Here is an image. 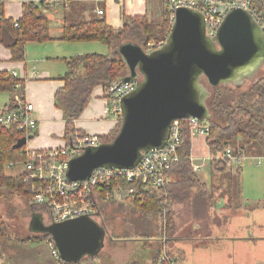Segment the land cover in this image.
<instances>
[{
	"label": "trees",
	"instance_id": "1",
	"mask_svg": "<svg viewBox=\"0 0 264 264\" xmlns=\"http://www.w3.org/2000/svg\"><path fill=\"white\" fill-rule=\"evenodd\" d=\"M46 1H24L22 16L18 19L19 26H15V20L5 18L2 13L4 4H0V43L11 50L14 61L25 60L26 45L29 42L43 43L53 39L50 33V18L47 15L51 6ZM249 1L255 18L259 17L257 20L264 21V0ZM76 4L78 5V2ZM171 14L169 0H165L161 20L156 23L150 20L148 14H124V23L120 28L110 26L105 17L70 16L65 18L62 33L57 39L69 42L100 41L110 48L107 54H79L65 60L67 70L62 77L64 85L55 93V105L63 112L67 143H70L73 135H85L83 131L76 128L75 122L88 106L94 89L101 86L107 95L112 84L119 82L128 73L127 66L118 51L119 46L125 41H132L144 48H147L149 42L164 44L172 26ZM255 79L248 86L230 84L211 88L208 104L212 118L206 121V124L210 127L208 145L215 151L212 160L214 170L228 169L227 160L219 156L225 154L229 148L236 155H247L249 149L253 148L259 158L264 157V76ZM0 92L11 94L10 101L3 107L13 108L15 95H24L25 81L7 70H0ZM120 121L118 120L111 134L101 135L104 142L116 136ZM22 137H24L23 133L17 131L15 127L0 126V188L13 190L24 194V197H29L30 190L23 180V174L14 177L7 175L4 171L6 164L25 162L24 150L27 144L21 148H15ZM179 154L181 160L169 171L167 184L162 188L151 189L141 200H135L132 206L142 211V216L138 217L135 227L138 230L133 235H142L141 238L149 236L154 227L148 219L149 215L159 214L163 223L160 235H162L161 241L164 240L151 264H168L160 260L161 250L174 239L176 229L181 226L180 219L182 224L190 221L185 217L180 218L179 223L177 219L175 220L173 210L175 205H181L184 211H187L188 217L198 220L205 218L207 220L208 213L214 205L215 186H208L192 166L188 120L183 122ZM241 172L240 166L237 170L239 178ZM116 205L120 208L125 207L122 203ZM36 211L40 212L41 207ZM106 231L109 235L108 229ZM36 234L42 237H38L35 242H43L46 238L52 239L51 234L48 233ZM9 236L8 227L0 223V240L8 239ZM120 237L118 239H122V236ZM103 253L102 251L95 256L85 257L78 262L63 260L60 262L61 264H109L112 261L111 255L104 257ZM172 259L177 263V259L173 257Z\"/></svg>",
	"mask_w": 264,
	"mask_h": 264
},
{
	"label": "water",
	"instance_id": "2",
	"mask_svg": "<svg viewBox=\"0 0 264 264\" xmlns=\"http://www.w3.org/2000/svg\"><path fill=\"white\" fill-rule=\"evenodd\" d=\"M118 51L128 70L121 82L136 80V88L121 99L116 136L85 147L69 160L67 176L71 180H84L98 167L133 168L144 153L165 146L177 119L209 121L212 87L243 86L256 80L264 68V29L250 10L232 7L212 38L206 33L205 16L182 6L176 9L170 34L161 47L149 53L143 46L125 41ZM32 138L34 135L29 136ZM27 142L22 137L15 148ZM30 229L51 234L64 262L99 254L107 238L105 228L89 216L46 223L42 213L34 212Z\"/></svg>",
	"mask_w": 264,
	"mask_h": 264
},
{
	"label": "rangeland",
	"instance_id": "3",
	"mask_svg": "<svg viewBox=\"0 0 264 264\" xmlns=\"http://www.w3.org/2000/svg\"><path fill=\"white\" fill-rule=\"evenodd\" d=\"M157 9L156 12L149 15L153 23L161 20V4ZM152 43L153 45L160 44V42ZM29 45H31V56L43 51L49 54L63 55L65 51L71 49V46L80 45L88 46L87 49H90L91 52L108 49L103 43L97 41L65 42L62 45H57L54 42H29ZM63 59V57H56V63L61 62L60 65H63L65 61ZM32 66L33 64L29 65L28 69L30 70ZM262 76H264V69L260 70L255 78ZM252 82L253 80H250L243 86H248ZM10 98L9 92H0V108L6 105ZM208 136L191 135V161L194 166L200 167L194 169L198 176L209 185L215 186L213 200L226 202V206L223 208L225 214L221 215L219 212V216L225 215L227 220L221 226L213 223L216 226H214L215 230L212 236L205 237L206 243L204 245L193 247L194 252L190 253L189 257L187 256L186 262L184 260L183 264H200L203 262H208V264H264V161L260 160L253 148H250L247 156L241 162H235L232 166L228 165V169L224 171L214 170L212 160L215 151L208 145ZM240 166L242 172L239 178L237 170ZM23 168V163L17 162L16 165L6 164L4 171L7 175L15 177L21 174ZM24 196V194L13 190L0 188V223L8 227L10 235L8 239L0 240V264H61L60 260L53 255L49 239L46 238L43 242H35L42 235L33 232L30 226L32 214L39 212L36 211L39 207L31 204L30 194L29 197ZM216 205L219 206L220 204L216 203ZM124 206L120 208L117 207L116 202H112L109 209L106 207L103 210L100 224L105 230L113 229L119 235H124L123 231L126 230L127 233L124 235L126 237L122 236L124 240L132 239L148 243L159 239L163 225L159 214L149 215L154 227H152L149 236L141 238L142 235L133 234L138 230L135 227L138 223V217L142 216V211L132 207L133 203ZM173 210L175 220L177 219L178 223L179 219H183L187 214L184 207L179 204L175 205ZM216 210L220 211L219 208ZM215 212V210H211V215H214ZM180 224H182L181 219ZM192 225V220L182 224L177 230L179 236L189 237L191 234L194 236L195 233L191 232ZM184 241L187 242V240ZM142 247L141 244L137 246L136 256L146 253ZM105 248L106 245L102 250L104 252L102 255L109 257L106 251H110V248ZM109 264H114V262L110 261Z\"/></svg>",
	"mask_w": 264,
	"mask_h": 264
},
{
	"label": "built area",
	"instance_id": "4",
	"mask_svg": "<svg viewBox=\"0 0 264 264\" xmlns=\"http://www.w3.org/2000/svg\"><path fill=\"white\" fill-rule=\"evenodd\" d=\"M9 1L15 0H0V4ZM39 1L41 0L37 2ZM75 1L83 0H47L46 2L50 4L51 9H68L70 3ZM169 5L172 12V24L178 7L199 10L206 19V33L212 38L216 37L230 8L242 7L253 13L249 0H169ZM98 13L103 15L104 10H98ZM259 23L264 29V21L260 19ZM14 24L19 26L18 20H15ZM162 45V43L153 45L149 42L145 50L150 53ZM13 75L16 76V73ZM136 84V80L127 83L120 80L112 84L106 95L108 115L117 120L121 118V99L131 93L136 88ZM14 100L13 108H0V126L15 127L29 140V136L34 135L39 126L36 107L20 94H16ZM186 120H188L190 135L210 134V127L204 120L193 117L177 119L171 125L170 136L165 146L144 153L142 159L133 168L98 167L84 180L68 178V162L80 154L85 147L104 142L101 135H73L70 143L66 142L65 145L57 148L30 149L26 147L24 150L26 160L23 162L24 168L21 173L30 190L31 204L41 207L40 213L46 223L62 222L81 216H89L100 223L101 213L112 202L134 203L135 200H141L151 189L162 188L167 184L169 171L181 160L179 149L183 137V122ZM246 156L236 155L229 148L219 158H225L228 165L232 166L235 162H241ZM260 160L264 161V157ZM16 163L11 162L10 165H16ZM192 166L194 169L200 168L194 166L193 162ZM49 243L53 249V255L61 260L54 240L50 239ZM160 260L168 264H177L166 252L161 255Z\"/></svg>",
	"mask_w": 264,
	"mask_h": 264
},
{
	"label": "crops",
	"instance_id": "5",
	"mask_svg": "<svg viewBox=\"0 0 264 264\" xmlns=\"http://www.w3.org/2000/svg\"><path fill=\"white\" fill-rule=\"evenodd\" d=\"M24 1L38 0H15L5 3L2 7V13L5 18L18 20L22 16ZM77 2L78 5L76 4ZM164 2L165 0H162V3L161 0H83L75 1V4L71 2L68 9H50L47 11V15L50 18V33L53 39L44 43L54 42L57 45H62L65 42H69L57 39L62 33L63 22L67 17H105L110 26L120 28L124 23V14L151 15L152 12L158 10L157 8L160 4L162 9ZM98 10H104V14L99 15ZM31 45H29V43L26 45L25 60L14 61L12 59L11 50L0 43V70H7L11 74L16 73L17 77L25 81V92L23 97L32 102L36 107V116L39 120V126L34 132L33 140H28L27 147L30 149L57 148L65 145L67 142L65 139L66 123L63 118V112L55 105V93L64 85L62 77L67 70V65L66 61L63 62V65H60L61 62L56 63V57H63V60H66L79 54H107L110 48L108 45L104 44L108 47L107 50L91 52L90 49H87L88 46L83 47L80 45L71 46V49L65 51L63 55L58 53L49 54L43 51L42 53L31 56ZM31 64H33V66L29 70L28 67L29 65L31 66ZM106 107L107 101L105 91L103 87L98 86L94 89L92 99L83 114L76 120V128L83 131L85 134H98L104 136L111 134L117 126L118 120L108 115ZM206 184L211 186L208 183ZM216 203L220 205L217 206ZM225 206L226 202L224 200H219L217 202L214 200V205L208 213L209 218L207 220L206 218L199 220L192 219V217H188V215L185 214L187 220H193L191 232L195 233L194 236H191V234L189 237L183 235L180 237L177 231L179 229L178 227L175 231L174 239L170 240L168 243L164 242L167 244L165 245V249L161 250L160 255L166 252L169 257L177 259V264H183L184 260L186 262L187 256L189 257L190 253L194 252L193 247L204 245L206 243L205 237L212 236L215 230L214 226H216V224L217 226H221L227 220V216H219L220 214H225L223 211ZM109 207L110 205L107 208L109 209ZM218 208L220 211L216 210ZM211 210L216 211L214 215H211ZM148 219L151 220V217ZM152 225L154 224L152 223ZM108 231L109 235H107L105 245L107 249L110 248V251L106 252L111 255L114 264H151L164 240L161 241L162 235H160L158 240L148 243L131 239L124 240L118 239L123 235H119L115 230L108 229ZM125 233L126 230L123 231L124 235ZM199 233H201V235H198ZM195 237L202 240H198ZM184 240H187V242ZM140 244L143 245L142 249H145L146 253H143L141 256H136L135 252L138 249L137 246ZM200 264H208V262Z\"/></svg>",
	"mask_w": 264,
	"mask_h": 264
}]
</instances>
